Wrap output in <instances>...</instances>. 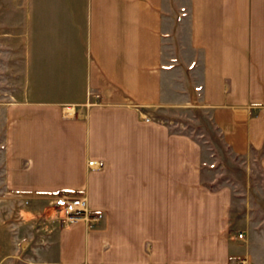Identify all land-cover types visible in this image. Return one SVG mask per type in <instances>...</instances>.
I'll list each match as a JSON object with an SVG mask.
<instances>
[{"label":"crops","instance_id":"0c3cea01","mask_svg":"<svg viewBox=\"0 0 264 264\" xmlns=\"http://www.w3.org/2000/svg\"><path fill=\"white\" fill-rule=\"evenodd\" d=\"M0 36L16 56L0 191L20 216L1 223L2 251L20 238V264H264V224L233 218L200 142L153 117L208 109L264 169V0H0ZM63 191L103 218L44 229Z\"/></svg>","mask_w":264,"mask_h":264},{"label":"rangeland","instance_id":"374dc122","mask_svg":"<svg viewBox=\"0 0 264 264\" xmlns=\"http://www.w3.org/2000/svg\"><path fill=\"white\" fill-rule=\"evenodd\" d=\"M5 38V37H4ZM0 36V41H1ZM10 45L0 44V90L15 87L16 56ZM155 120L170 125L171 129L191 135L202 146V180L209 186L228 185L232 189L233 218H241L248 212L250 226L257 229L264 224V169L260 164L261 151L249 150L236 153L228 147L211 119L210 111L200 107L161 108L153 110ZM10 198V199H9ZM14 196L0 191V238L5 232L1 223L19 221L20 216L6 217L8 205L16 203ZM59 214L48 206L44 212V229H54L61 224ZM5 219V221H2ZM259 220V222H258ZM38 222V221H37ZM37 224L29 227L34 231ZM43 231V230H42ZM38 234V232H34ZM7 234V233H6ZM6 238L8 236H5ZM9 250L2 251L0 243V264H20L24 254L18 249L23 245L21 239H13ZM30 253V252H29ZM27 253V254H29ZM13 255V257H6Z\"/></svg>","mask_w":264,"mask_h":264},{"label":"built area","instance_id":"2783aa9c","mask_svg":"<svg viewBox=\"0 0 264 264\" xmlns=\"http://www.w3.org/2000/svg\"><path fill=\"white\" fill-rule=\"evenodd\" d=\"M98 164L99 163L96 161L88 162L90 167H98ZM49 205L57 211L61 225L63 226L74 223L80 219L96 223L103 218L102 212L89 209L87 199L83 195L63 191L55 194L51 198ZM238 238L242 239L243 234L239 233Z\"/></svg>","mask_w":264,"mask_h":264}]
</instances>
